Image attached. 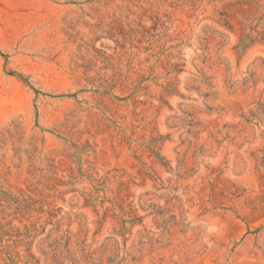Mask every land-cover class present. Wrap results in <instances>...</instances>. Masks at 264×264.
I'll use <instances>...</instances> for the list:
<instances>
[{"label":"rangeland","instance_id":"rangeland-1","mask_svg":"<svg viewBox=\"0 0 264 264\" xmlns=\"http://www.w3.org/2000/svg\"><path fill=\"white\" fill-rule=\"evenodd\" d=\"M0 264H264V0H0Z\"/></svg>","mask_w":264,"mask_h":264}]
</instances>
